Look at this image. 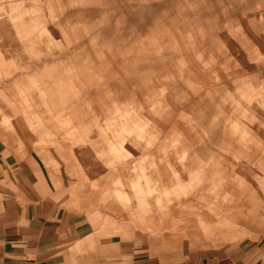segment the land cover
I'll return each instance as SVG.
<instances>
[{
	"label": "rangeland",
	"instance_id": "374dc122",
	"mask_svg": "<svg viewBox=\"0 0 264 264\" xmlns=\"http://www.w3.org/2000/svg\"><path fill=\"white\" fill-rule=\"evenodd\" d=\"M0 131L77 258L264 264V0H0Z\"/></svg>",
	"mask_w": 264,
	"mask_h": 264
},
{
	"label": "crops",
	"instance_id": "0c3cea01",
	"mask_svg": "<svg viewBox=\"0 0 264 264\" xmlns=\"http://www.w3.org/2000/svg\"><path fill=\"white\" fill-rule=\"evenodd\" d=\"M17 148L0 131V264H155L124 247L111 262L72 254L90 243L92 224L62 205L59 176L36 153ZM100 246L108 250L109 243Z\"/></svg>",
	"mask_w": 264,
	"mask_h": 264
}]
</instances>
